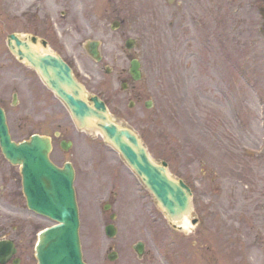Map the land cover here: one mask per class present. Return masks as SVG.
Instances as JSON below:
<instances>
[{
	"label": "rangeland",
	"instance_id": "obj_1",
	"mask_svg": "<svg viewBox=\"0 0 264 264\" xmlns=\"http://www.w3.org/2000/svg\"><path fill=\"white\" fill-rule=\"evenodd\" d=\"M48 1L62 2L59 9L74 6L86 37L102 41L111 66L110 55L127 50V37L137 38L130 49L144 68L137 93L122 90L114 72L106 74L88 59L90 78L81 74L80 79L89 94L107 100L117 123L142 132L155 160L167 161L171 174L192 186L190 219H198L189 230L171 224L102 132L78 131L42 83L33 88L17 78L21 71L40 81L6 53L1 59L13 69L3 72L0 94L7 97L13 134L21 139L27 132L66 131L75 142L70 153L90 152L89 202L81 215L85 261L103 264L111 245L121 257H135L133 245L143 240L151 249L147 260L162 252L170 264H264V0H40ZM20 5L12 3L11 30L22 26ZM116 16L126 20L112 31L109 22ZM14 90L21 93L17 105ZM149 99L152 108L145 105ZM62 154L69 157L56 144L52 157L60 160ZM77 187L83 201L82 172ZM106 201L118 215L115 238L104 232L110 221L103 213ZM0 212V225H5L8 211L0 205Z\"/></svg>",
	"mask_w": 264,
	"mask_h": 264
},
{
	"label": "water",
	"instance_id": "obj_2",
	"mask_svg": "<svg viewBox=\"0 0 264 264\" xmlns=\"http://www.w3.org/2000/svg\"><path fill=\"white\" fill-rule=\"evenodd\" d=\"M12 38L16 39V46L12 40L10 42L12 50L41 71L50 87L67 103L77 124L102 129L108 142L123 154L139 174L170 220H181L191 213V188L169 173L167 162L160 164L152 159L136 132L112 121L103 100L93 97L91 104L84 98L83 87L62 58L33 51L24 52L21 41L14 35ZM139 66V62H133L136 78H140ZM0 140L8 158L15 163H24L25 175L29 178L27 191L30 206L59 221V224L40 234L37 246L40 264H85L78 233L79 217L72 174L66 176L51 164L48 159L50 143L45 138L36 136L30 144L17 145L12 142L1 109ZM108 233L114 235L115 231L110 227ZM13 250L12 244L0 241V263H5Z\"/></svg>",
	"mask_w": 264,
	"mask_h": 264
},
{
	"label": "flooded vegetation",
	"instance_id": "obj_3",
	"mask_svg": "<svg viewBox=\"0 0 264 264\" xmlns=\"http://www.w3.org/2000/svg\"><path fill=\"white\" fill-rule=\"evenodd\" d=\"M41 4L45 5L43 9L39 8L36 11L29 10L22 12V26L20 28L21 32H19L21 38L32 45L29 38L38 37L40 43H42V46L46 47L44 48V50L55 52L61 55L76 71L77 62L82 63L85 58L89 56V51L87 50V42L91 39H84L87 28L80 23L81 19L76 17L75 13L71 9H62L61 11H58V9L56 8L47 7L51 3L44 2ZM54 5L59 4L56 3ZM59 12L63 15L61 18L59 17ZM117 21L123 23V21L121 20ZM10 23L11 18L8 14L7 23L3 24V27L0 26V57H4L7 52V39L12 33V31L10 30ZM6 31L8 32L7 34H5ZM77 34L79 36H82L83 38L76 39L75 37ZM128 55L129 53L124 57L117 54L110 55V58L112 59L114 64L109 68H107V65L104 66L106 70L109 71L108 74H111L113 72L115 73V80L123 89H131L132 93H137L136 83L130 72V63L127 60ZM9 69L11 72L13 67L9 64L6 65L5 60H0V81L4 80L5 78L3 72ZM17 73L19 74V77L17 78L23 81V83L30 81V84L34 88H37V86H41V82L34 79V76H29L27 72L19 71ZM19 94L21 95L20 92L14 91L13 100L17 99L18 101H20ZM54 98L56 99L55 96ZM5 100H7L6 95L0 94V104L2 106H4ZM27 125L25 124L26 127ZM43 133V131L40 132V134ZM33 134L34 132H28L27 136L21 139L17 138L14 134L13 135L15 137L14 139L17 142H22L29 140ZM51 138L53 148H55L57 144L65 155L70 153L71 148L68 150L63 148V144L65 142L73 140L72 137L67 135L66 131H54L53 135H51ZM53 160L59 167H64L67 161H71L75 170L76 181L80 179V172H82V182L84 185L83 201L81 199V190L79 188L76 189L79 210L82 214L84 203L86 206L89 202L88 195L89 185L91 184L90 174L92 169L90 152L86 149L85 151L80 153L78 157L70 153L68 158H64L62 154L60 160H55L54 158ZM0 197H3V199L5 200L4 207L8 210L7 218L9 219L8 223H6L5 225H0V239L4 238L13 241L17 248L16 254H14V256L7 264H33L34 260L36 259L35 246L38 239V233L44 228L42 221L43 218L38 215L37 212L31 210L28 206L21 165L11 164L4 156L1 148ZM109 204L110 208L107 212H109L110 216H112L115 212L112 211V204ZM154 244L157 245L158 243ZM147 245L144 244L145 254L148 251L149 253H151L150 248L147 251ZM157 255L159 257H157ZM163 255L164 254L162 252H157L156 254L153 253V256L148 260L143 257L135 258L130 256H119L116 258V260L109 261L106 257L103 264H169L170 258L163 257Z\"/></svg>",
	"mask_w": 264,
	"mask_h": 264
},
{
	"label": "bare ground",
	"instance_id": "obj_4",
	"mask_svg": "<svg viewBox=\"0 0 264 264\" xmlns=\"http://www.w3.org/2000/svg\"><path fill=\"white\" fill-rule=\"evenodd\" d=\"M182 224L187 230H189L192 227L188 218H185Z\"/></svg>",
	"mask_w": 264,
	"mask_h": 264
}]
</instances>
